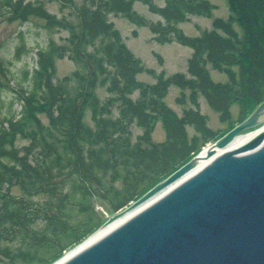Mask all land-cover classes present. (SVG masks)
Returning a JSON list of instances; mask_svg holds the SVG:
<instances>
[{
	"label": "trees",
	"instance_id": "trees-1",
	"mask_svg": "<svg viewBox=\"0 0 264 264\" xmlns=\"http://www.w3.org/2000/svg\"><path fill=\"white\" fill-rule=\"evenodd\" d=\"M56 1L71 9L72 19L49 12L45 0H0V18H42L50 35L39 47L36 67L24 66L10 111L0 115V264H52L100 228L107 212L141 197L247 118L249 102L264 101V0H226L229 17L215 18L213 28L198 36L178 24L192 15L212 17L216 6L210 0ZM136 1L161 19L138 13ZM112 14L150 27L160 43L191 47L188 74L166 77L147 68L109 19ZM55 28L68 31L64 42L52 37ZM22 50L24 41L17 54ZM64 57L76 69L57 78L56 60ZM209 66L228 80H213ZM143 72L156 82L140 81ZM172 85L190 90L195 103L203 95L222 121L233 124L217 135L198 107L179 115L165 102ZM100 88L108 99H101ZM15 103L19 112L13 111ZM233 104L240 105L237 120ZM158 119L166 130L161 142L151 136ZM133 125L144 128L135 142Z\"/></svg>",
	"mask_w": 264,
	"mask_h": 264
},
{
	"label": "water",
	"instance_id": "water-1",
	"mask_svg": "<svg viewBox=\"0 0 264 264\" xmlns=\"http://www.w3.org/2000/svg\"><path fill=\"white\" fill-rule=\"evenodd\" d=\"M206 148L52 264H264V101Z\"/></svg>",
	"mask_w": 264,
	"mask_h": 264
},
{
	"label": "rangeland",
	"instance_id": "rangeland-1",
	"mask_svg": "<svg viewBox=\"0 0 264 264\" xmlns=\"http://www.w3.org/2000/svg\"><path fill=\"white\" fill-rule=\"evenodd\" d=\"M215 5L212 17H205L201 15H192L190 18L182 23L178 24V27L182 29L187 35L198 36L205 29L213 28V21L215 18L227 19L230 15V10L226 0H210ZM159 5H164L163 0H156ZM46 9L56 14L58 18L66 17L72 19L71 9L66 7L62 8L61 4L54 0H45ZM134 9L147 17L152 21H157L161 17L155 13L149 11L146 4L136 1L134 3ZM109 19L114 23L115 27L119 30L122 38L126 42L127 46L132 52L139 57L143 64L147 68H152L156 73L164 72L165 76H170L174 73L184 72L188 74L189 59L192 57L194 50L182 45L177 41L160 43L155 39V34L148 26H137L127 18L121 16L110 15ZM45 21L39 17H31L28 22H20L19 19L11 20L8 16L0 18V115L4 116L10 111L9 102L14 98L15 93L19 90L17 86L18 82L22 83L23 73L25 71V65L28 63V68L36 67L37 52L40 46H46L50 37L49 33L44 30L43 26ZM238 28V27H237ZM239 29V28H238ZM52 37L58 42H64L62 39L68 36V31L58 30L55 28L52 33ZM25 43V50H22L21 54H17V48L21 45V42ZM76 69L74 61L67 57L58 58L56 60V77L62 78L65 75L70 74ZM210 74L213 80L219 82H226L228 75L222 71L215 70L209 66ZM17 78V80L15 79ZM140 81L154 83L156 77L147 72L138 74L137 77ZM98 94L102 100L108 99V93L105 89H98ZM138 92L133 95L137 98ZM183 101H179L182 99ZM165 102L179 115H182L185 109L198 107L200 112L207 119V126L217 131V135L223 134L233 124L229 121H222L220 112L213 109L208 103L207 99L203 95H198L196 103L193 100L192 94L188 89H182L176 85H172L169 88L168 94L165 97ZM251 113L257 108L258 105H254L249 102ZM117 104L114 105V112L117 115ZM21 106L18 103L14 104L13 111L19 112ZM232 119L237 120L240 114V105L233 104L230 108ZM90 116L89 122L92 123ZM46 121V120H45ZM259 127V126H258ZM132 139L135 142L139 136L144 132V128L133 125L132 127ZM256 129V128H251ZM188 132L190 135L195 134V129L192 126H188ZM249 130H246L247 132ZM244 132V133H245ZM152 139L157 142L164 141L166 139V130L161 119H158L154 125L151 133ZM218 137L208 143H206L201 150L216 141ZM200 150V151H201ZM198 153V152H197ZM17 192V189L14 190ZM97 209L107 212L97 203ZM108 214V212H107ZM111 214V213H109ZM99 229V228H98ZM97 229V230H98ZM95 230V231H97Z\"/></svg>",
	"mask_w": 264,
	"mask_h": 264
},
{
	"label": "bare ground",
	"instance_id": "bare-ground-1",
	"mask_svg": "<svg viewBox=\"0 0 264 264\" xmlns=\"http://www.w3.org/2000/svg\"><path fill=\"white\" fill-rule=\"evenodd\" d=\"M257 128H259V127H256V129H257ZM256 129H250L249 131H247V132L243 133L242 135H240V136H239V137H238V138H237V139H236V140L230 145V147L234 146L235 144H237V143L241 142L242 140L248 138L249 136L253 135V134H254V131H255ZM205 148H206V147H205ZM206 149H207V148H206ZM219 151H220V150H219ZM205 154H206V150L203 151V155H205ZM204 162H205L204 159L200 160L199 165L204 164ZM147 203H149V201H148ZM147 203H145V204H143L142 206H140V208L143 207L144 205H146ZM140 208H138V209H140ZM136 210H137V209H136ZM136 210H135V211H136ZM120 221H121V220L116 221V222H114L113 224H111L110 226H108L107 228H104V229H102V230L97 231L95 234H93V235H91L89 238L85 239V240H84L83 242H81L79 245H77L76 247H74V248H72L71 250L67 251V252L65 253V256H66V255H70V254H71L72 252H74L75 250H78L79 248H81V247H83V246L89 244V243L92 242L94 239H96L97 237L101 236L103 233H105L106 231H108L110 228H112V227L115 226L116 224L120 223Z\"/></svg>",
	"mask_w": 264,
	"mask_h": 264
}]
</instances>
